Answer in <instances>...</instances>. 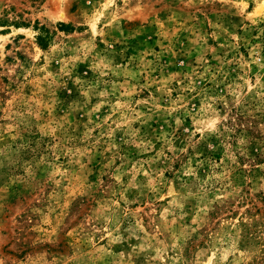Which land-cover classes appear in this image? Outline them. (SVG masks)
Masks as SVG:
<instances>
[{"label":"rangeland","instance_id":"374dc122","mask_svg":"<svg viewBox=\"0 0 264 264\" xmlns=\"http://www.w3.org/2000/svg\"><path fill=\"white\" fill-rule=\"evenodd\" d=\"M0 264H264V0H0Z\"/></svg>","mask_w":264,"mask_h":264},{"label":"trees","instance_id":"16d2710c","mask_svg":"<svg viewBox=\"0 0 264 264\" xmlns=\"http://www.w3.org/2000/svg\"><path fill=\"white\" fill-rule=\"evenodd\" d=\"M34 30H37L39 32V35L36 37L37 44L43 48L48 41V32L43 27H34Z\"/></svg>","mask_w":264,"mask_h":264}]
</instances>
